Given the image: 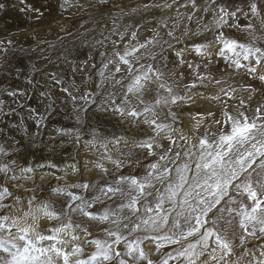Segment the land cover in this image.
Instances as JSON below:
<instances>
[{"label": "rangeland", "instance_id": "rangeland-1", "mask_svg": "<svg viewBox=\"0 0 264 264\" xmlns=\"http://www.w3.org/2000/svg\"><path fill=\"white\" fill-rule=\"evenodd\" d=\"M221 33L238 44L264 51V0H0V191L8 193L0 197V223L5 224L0 236L31 226L34 230L28 236L38 248L47 249L57 241L37 237L51 236L53 229L70 225L57 234V240L66 242L57 246L66 253L80 247V253L69 256V264H77L97 253L91 241L111 243L115 239L108 236L109 231L119 228L129 241L167 232L165 226L160 233L129 235V228L124 227L155 215L145 212L149 203L155 207V191L147 202L137 203L135 215L120 208L128 201L119 193L100 200L94 197L108 186L130 191L127 183L117 185V181L121 177L143 180L154 163H167L169 169L163 183L153 181L162 192L169 180L176 182L177 166L187 163L195 168L199 159L195 146L200 139L218 137L228 127L217 123L225 120V112L234 115L239 109L250 119L257 108L264 112V81L259 78L264 76V56L257 53L245 60L239 48L218 55L223 45L216 37ZM126 50L132 53L126 57L128 65L118 56ZM235 60L244 67H236ZM252 67L255 73L248 70ZM145 72L149 79H141L140 93L128 92L134 78ZM86 94L91 103L82 99ZM146 106L152 113L144 112ZM118 107L125 114L116 111ZM133 109L142 115L126 114ZM157 125L164 127L158 129ZM257 139L264 140V136L257 133ZM151 140L155 143L149 154L148 148L139 145ZM248 150L245 145L241 152L246 155ZM189 152L192 155H186ZM164 154L175 163L161 160ZM260 159L264 158L258 157L233 183L246 180L248 173L253 181L264 180V169L257 166ZM84 184L90 187H80ZM72 196L90 202L85 211L97 217L106 211L111 215L106 220L91 219L79 210L72 211L81 204ZM229 196L234 203L222 201L217 207L235 211L229 214L214 209L209 213L215 228L231 244V254L221 264H257L264 260L261 225L249 223L248 232L255 231L249 235L236 214L250 212L254 202L247 193L233 188ZM261 201L264 207V197ZM45 205H51L58 218L37 211ZM164 208L172 211L168 203ZM256 215L264 217V212ZM197 238L165 243L159 250L156 241L147 239L140 245L146 259L121 258L127 264H148L149 260L161 264L164 259L168 264H189L185 257H176V251ZM114 249L127 251L123 241ZM169 253L176 258H168ZM213 255L216 253L209 251L193 259L195 264H215L210 259ZM0 256L7 254L0 252ZM52 258L55 264H64L62 258L54 254ZM121 258L105 261L99 257V264H118Z\"/></svg>", "mask_w": 264, "mask_h": 264}, {"label": "snow or ice", "instance_id": "snow-or-ice-1", "mask_svg": "<svg viewBox=\"0 0 264 264\" xmlns=\"http://www.w3.org/2000/svg\"><path fill=\"white\" fill-rule=\"evenodd\" d=\"M253 14H256L257 8L255 4L251 5ZM227 14V13H226ZM235 15V13H232ZM220 21L218 23H222ZM135 35V34H133ZM171 35V33H170ZM217 41L223 45L218 55L224 56L225 51L235 52L237 48L244 51V59L247 60L250 56L255 57L257 53L264 56V51L260 48L252 49L244 44H238L235 40L229 39L224 36L223 33L216 37ZM141 47H144L141 45ZM133 52L136 49L132 50ZM197 52L201 51V48L196 49ZM131 52L127 50L121 55L118 53L119 60L125 64H129L127 56L131 55ZM239 55V53H237ZM257 64L260 60L257 59ZM236 67H244L238 60L233 61ZM107 66V65H105ZM117 72L121 71L117 65ZM151 70V69H149ZM250 72L255 73L256 68L252 67L248 69ZM129 71H135L133 68H129ZM264 81V76L259 77ZM141 79H149L147 72L143 76L137 75L134 78L133 85L129 86L128 92L140 93L143 85ZM161 87H164L161 84ZM75 99V98H74ZM82 99L85 100L86 104L91 103L88 95L86 94ZM167 101H165L166 103ZM174 102V101H173ZM157 104L160 103L158 100ZM244 101H241L243 106ZM116 111L125 114L122 108H117ZM144 112L152 113V109L149 107L144 108ZM129 116H139L142 113L133 109L126 113ZM154 114V113H153ZM211 115V114H209ZM225 120L223 122L217 121V123H223L228 127L223 128L220 135L215 138H210L207 135L205 138L200 139L199 144L195 147L198 148L199 159L195 161V168L191 169L187 163L183 166H177L175 172L177 174L176 182L169 180V183L165 185L163 191L155 189L154 180H158L163 183L164 180L168 179L169 169L167 163L161 165L160 163H154L149 165L150 171L143 180H137L135 177L126 178L121 177L117 181V185L121 183H127L130 191L125 192L122 187L108 186L101 188L99 191L101 196L94 197V200H100L102 197L111 198L115 197L118 193L121 198L128 201L127 204H121L120 208H128L135 215L139 209L136 208L137 203L141 200L146 201L148 196L153 195L155 191L157 194L154 196L152 203L155 204L153 208L151 203L145 209V212H153L155 215L147 216L142 218L139 223H132V226L124 225L129 228V235L134 232H156L160 233L165 226H167V232L162 235H145L137 236L133 240L129 241L127 237L120 233L119 228L116 231H109L108 236L114 237L115 239L109 243L108 241L93 240L91 243L96 244L97 253L93 254L88 260H79L77 264H99V257L103 260L109 261L114 258H121L127 255L137 261L146 259L145 253L140 248V245L144 240L151 239L157 242V250L162 247L165 243L168 244H180L189 237H198L195 242L188 243L183 249L176 251V257H185L189 260V264H195V259L200 258L205 253L211 251L216 253L210 257L211 260L215 261V264H221L225 261V258L231 254L230 241L225 239L223 235L215 228V221L209 218V213L214 209L220 212H227L231 214L234 209L231 207L221 205L224 201L225 205L234 203L235 201L229 196L230 188L237 191H243L247 193L248 199L253 201V206L250 212L241 211L236 214L241 217L240 227L244 229L249 235H255V231L248 232V224L252 221L260 224L259 231L264 233V217L256 215L258 212H264L262 207L261 197H264V180L253 181L251 179V173H248V178L240 183H233L238 180L241 173L248 172V169L257 162V158H264V140L257 139V133L264 136V112L261 108L256 109V115L253 118H249L244 111L237 110L234 115L228 112L224 113ZM146 123L155 124V120H146ZM163 125H157L158 129H162ZM154 140L144 141L139 146L146 147L149 149V154L153 148ZM247 145L251 150L246 152V155L241 152V149ZM171 151V149H168ZM179 152L175 153V158L179 159ZM186 155H192V153H186ZM161 160L166 162L175 163L172 157L167 154L161 155ZM259 168L264 169V159L259 160L257 165ZM239 168V171L237 170ZM255 171V169H253ZM191 172L189 177L186 173ZM259 176L260 174L257 173ZM80 187L88 188L90 185L84 184ZM59 191V189L54 190ZM135 192L136 195L132 193ZM7 190L0 191V197L7 195ZM225 197L228 199L225 200ZM73 200H81V204L72 208V211L79 210L83 215L88 216L91 219L106 220L111 215V212L106 211L103 216L97 217L92 213L85 211L86 208L90 207L91 204L88 201H83L79 196H72ZM168 203L171 205L172 211L169 212L164 208V204ZM37 211L43 213L50 219L58 218L56 210L51 205H45L43 208L37 209ZM163 213V215H161ZM32 219L35 220L36 216L32 213ZM64 215H67L64 213ZM6 220L7 218H3ZM128 219V217H125ZM171 220V222H170ZM183 221V223H182ZM194 221V223H193ZM231 223V221H229ZM70 225H64L61 228L53 229L54 234L51 236H38L37 240L42 241L45 239L57 241V244L66 243L65 241L57 240V234L64 232L66 227ZM76 228H80V225H75ZM5 230V224L0 223V231ZM31 229L20 228L18 233L9 232L7 236H0V252L6 253L7 256H0V264H55L52 258V254L63 259L64 264H69V256L77 254L82 251L80 247H76L72 253H66L57 244H53L49 248H38L36 241H32L28 236ZM73 239H76L73 236ZM124 242L127 251L121 253L115 251L114 245ZM241 244L244 243V236L240 237ZM114 252V255L112 254ZM264 256V252L261 253ZM44 257V259H42ZM173 257L171 253L168 254V258ZM195 258V259H193ZM118 264H127L122 258L119 259ZM148 264H152L149 260ZM161 264H168L167 259L161 261ZM235 264V262H234ZM257 264H264V260L257 261Z\"/></svg>", "mask_w": 264, "mask_h": 264}, {"label": "bare ground", "instance_id": "bare-ground-1", "mask_svg": "<svg viewBox=\"0 0 264 264\" xmlns=\"http://www.w3.org/2000/svg\"><path fill=\"white\" fill-rule=\"evenodd\" d=\"M16 190V189H15Z\"/></svg>", "mask_w": 264, "mask_h": 264}]
</instances>
